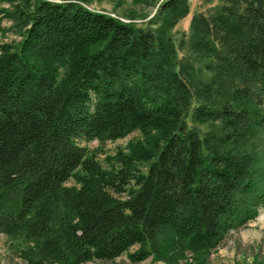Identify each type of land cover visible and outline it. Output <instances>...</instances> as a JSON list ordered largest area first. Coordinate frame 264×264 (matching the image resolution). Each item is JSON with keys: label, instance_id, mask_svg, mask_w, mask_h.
<instances>
[{"label": "trees", "instance_id": "16d2710c", "mask_svg": "<svg viewBox=\"0 0 264 264\" xmlns=\"http://www.w3.org/2000/svg\"><path fill=\"white\" fill-rule=\"evenodd\" d=\"M0 2L22 37L0 45V234L27 244V264L166 260L216 249L255 218L264 0L194 14L176 46L188 0L162 1L155 28L73 1ZM187 116L214 127L201 138ZM135 133L103 161L84 146Z\"/></svg>", "mask_w": 264, "mask_h": 264}, {"label": "rangeland", "instance_id": "374dc122", "mask_svg": "<svg viewBox=\"0 0 264 264\" xmlns=\"http://www.w3.org/2000/svg\"><path fill=\"white\" fill-rule=\"evenodd\" d=\"M56 3L69 1L80 3L83 7L94 11L105 13L126 23H133L138 27L155 28L152 24L154 14L158 5L164 0H49ZM223 0H188L189 12L182 18L170 34L176 46L178 38L182 34H188L189 24L192 16L197 13H206L211 8L222 3ZM9 10V5L0 2V45L8 44L17 49L22 37L13 26L12 21L4 17L1 11ZM184 55L183 51H177V61ZM209 73H206V76ZM196 102L192 101V107ZM188 127L197 131L203 138L212 130L214 125L210 123L195 124L189 116L185 118ZM139 138L137 133L114 142L107 141L100 144L98 141L84 143L89 152L98 160L103 161L106 156L114 155L118 150H125L127 145ZM203 155L206 151L203 150ZM145 172V167H140ZM68 183L67 185H70ZM27 244L18 239H11L0 234V264H27L23 257ZM137 247L130 250L135 252ZM124 254L112 262H89L86 264H134ZM264 257V206L257 209L255 218L247 226L236 231H230L220 245L213 250L205 252H184L173 254L166 260L155 259L152 255L146 260L135 264H251L255 259Z\"/></svg>", "mask_w": 264, "mask_h": 264}]
</instances>
